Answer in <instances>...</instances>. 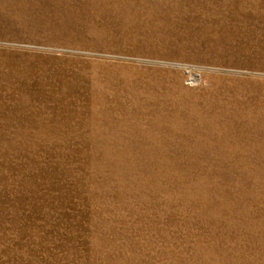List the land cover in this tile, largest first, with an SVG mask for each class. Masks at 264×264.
Returning a JSON list of instances; mask_svg holds the SVG:
<instances>
[{
    "label": "rangeland",
    "instance_id": "obj_1",
    "mask_svg": "<svg viewBox=\"0 0 264 264\" xmlns=\"http://www.w3.org/2000/svg\"><path fill=\"white\" fill-rule=\"evenodd\" d=\"M0 264H264V0H0Z\"/></svg>",
    "mask_w": 264,
    "mask_h": 264
}]
</instances>
